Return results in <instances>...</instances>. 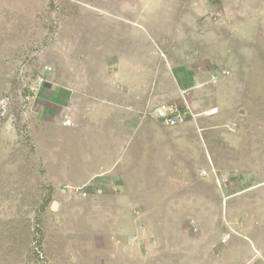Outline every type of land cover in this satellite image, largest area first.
<instances>
[{
    "label": "rangeland",
    "instance_id": "rangeland-1",
    "mask_svg": "<svg viewBox=\"0 0 264 264\" xmlns=\"http://www.w3.org/2000/svg\"><path fill=\"white\" fill-rule=\"evenodd\" d=\"M186 54L220 75L216 97L194 106L220 114L189 121L217 127L215 142L200 145L213 158L199 163L190 149L188 165H172L187 170L185 181L157 174L152 191L168 205L146 212L142 230L136 225L133 236L146 242L133 244L143 246L140 256L104 261L94 251L104 229L86 223L103 202L64 195V185L53 189L45 178L43 159L64 129L46 124L40 110L107 92L127 101L133 84L130 75L118 81L128 72L118 60L151 62L142 88ZM213 253L230 264L257 254L252 264H264V0H0V264H211Z\"/></svg>",
    "mask_w": 264,
    "mask_h": 264
},
{
    "label": "crops",
    "instance_id": "crops-1",
    "mask_svg": "<svg viewBox=\"0 0 264 264\" xmlns=\"http://www.w3.org/2000/svg\"><path fill=\"white\" fill-rule=\"evenodd\" d=\"M186 56L184 64L168 61L166 67L169 71L164 72L166 78L158 81L154 74L153 83L146 81L142 88L138 85V81L140 84V79L144 77L141 75V69H147L150 75L153 67L151 62L142 64L140 60L133 58H128L126 62L123 59L118 60L117 62H122V66L128 70L124 76L117 78L118 81L126 84L130 75L133 84L132 93L126 97L127 101L124 99V92L115 97H110L107 92L99 97L95 94L87 99L68 100L67 105L61 106L63 109L59 107L55 111L40 110L44 114L43 120L46 124L64 129V137L60 139L59 147H55L53 154L49 155L48 152L47 157L43 159L45 178L52 188L61 189L62 185L75 187L91 182L103 189V193L98 195L103 203L93 205L89 209L87 216L90 219L86 223L91 229L96 224L104 229L101 231L103 236H100L101 249L94 250L95 254L100 253V258L104 261L140 256L143 246L139 245L146 242L138 241L136 235L133 236L134 232H138L137 227L141 230L144 227L146 212H154L157 207L168 205L166 201L158 199L161 193L154 194L152 191L158 181L157 174L163 177L180 173L181 179L185 181L188 178L187 170L183 172V169L178 171L176 168L174 171L172 165H188L190 149L196 152L190 154L191 159L195 157L199 163L206 162L205 156L211 159L213 155L210 151L204 152L202 147L206 148V144L215 142L212 139L219 134L217 127L193 126L189 125V122L176 127H166L152 116L145 115V110L157 101L156 92L162 90L166 83L170 88L166 87L167 92L160 91L164 94L159 96L160 102H173L180 106L184 104L195 112L199 111L194 107H199V98L211 101L216 97L218 92L215 88L220 75L214 82H209L208 71H202L204 67L200 62L192 60L191 54ZM204 73L208 74L207 80ZM109 81L110 78H107L106 83ZM157 85L160 89H157ZM126 89L130 91L131 87ZM209 91H212V94H208ZM58 96L53 102L59 100ZM61 102L59 100V103ZM65 107L68 114L62 113ZM64 118L70 119L73 126H64ZM43 129L49 127L44 126ZM37 139L39 142L38 136ZM39 145L41 150L46 152L43 146ZM56 151H59L58 156ZM122 226L127 230L125 235L123 231H119ZM193 226L196 231L192 228L191 231L197 233V224ZM136 241L139 244H136L137 247L133 245ZM126 243L129 244L128 249L125 248ZM180 245L178 244V247ZM228 256L213 253L209 259L211 264H230L231 259ZM241 257L240 260L244 261V256ZM248 258L247 256L245 260ZM254 259H257V254H253L251 261L247 260L244 264H252Z\"/></svg>",
    "mask_w": 264,
    "mask_h": 264
},
{
    "label": "built area",
    "instance_id": "built-area-1",
    "mask_svg": "<svg viewBox=\"0 0 264 264\" xmlns=\"http://www.w3.org/2000/svg\"><path fill=\"white\" fill-rule=\"evenodd\" d=\"M49 71L50 70H48V72ZM218 76L219 73L213 70L211 74V81L214 82ZM218 113L219 108L217 106H212L206 110L195 113L188 106L183 110L175 104L167 103H161L153 110L154 117L161 120L166 126L170 127L183 124L188 120V118L200 117L205 119L217 115ZM62 124L64 126H73V123L68 118H64ZM61 192L67 196L87 198L94 195H101L103 193V189L97 184L87 182L75 187H63ZM193 231H196L195 228H193Z\"/></svg>",
    "mask_w": 264,
    "mask_h": 264
},
{
    "label": "clouds",
    "instance_id": "clouds-1",
    "mask_svg": "<svg viewBox=\"0 0 264 264\" xmlns=\"http://www.w3.org/2000/svg\"><path fill=\"white\" fill-rule=\"evenodd\" d=\"M209 71V70H208ZM211 71V70H210ZM210 74V78H209V82H213V81H211V74H212V72H210L209 73ZM161 103H167V104H175V105H177L179 108H182L183 110L187 107V106H185L184 104V106L182 105V106H180V104H177V103H173V102H160V103H158L157 105H159V104H161ZM156 105V106H157ZM155 106V107H156ZM154 107V108H155ZM210 107H212V106H210ZM209 107V108H210ZM218 107V106H217ZM154 108L152 109V111H151V116L153 117V118H155L154 117V114H153V110H154ZM191 108V107H190ZM219 108V107H218ZM206 109H208V108H206ZM206 109H203V110H206ZM191 110L193 111V112H195L192 108H191ZM203 110H201V111H203ZM198 112H200V111H197V112H195V113H198ZM219 113H220V109H219ZM218 113V114H219ZM217 114V115H218ZM217 115H214V116H212V117H215V116H217ZM212 117H209V118H205V119H211ZM157 121H159L160 123H162L164 126H166L161 120H159V119H157V118H155ZM197 119H204V118H200V117H196V118H188V120L185 122V123H187V122H191L192 120L193 121H196ZM185 123H183V124H185ZM183 124H180V125H183ZM177 126H179V125H177ZM166 127H170V126H166ZM174 127H176V126H174Z\"/></svg>",
    "mask_w": 264,
    "mask_h": 264
},
{
    "label": "water",
    "instance_id": "water-1",
    "mask_svg": "<svg viewBox=\"0 0 264 264\" xmlns=\"http://www.w3.org/2000/svg\"><path fill=\"white\" fill-rule=\"evenodd\" d=\"M62 204L59 203L58 201H54L51 204V209L55 212H62Z\"/></svg>",
    "mask_w": 264,
    "mask_h": 264
}]
</instances>
